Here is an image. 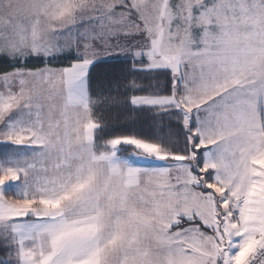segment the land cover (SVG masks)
I'll return each instance as SVG.
<instances>
[{
    "label": "snow or ice",
    "instance_id": "obj_1",
    "mask_svg": "<svg viewBox=\"0 0 264 264\" xmlns=\"http://www.w3.org/2000/svg\"><path fill=\"white\" fill-rule=\"evenodd\" d=\"M0 264H264V0H0Z\"/></svg>",
    "mask_w": 264,
    "mask_h": 264
}]
</instances>
